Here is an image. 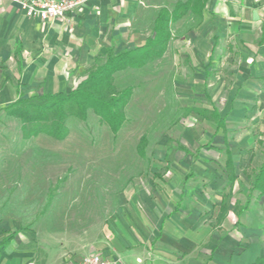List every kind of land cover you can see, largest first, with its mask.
Returning <instances> with one entry per match:
<instances>
[{
  "label": "rangeland",
  "instance_id": "1",
  "mask_svg": "<svg viewBox=\"0 0 264 264\" xmlns=\"http://www.w3.org/2000/svg\"><path fill=\"white\" fill-rule=\"evenodd\" d=\"M117 1L125 7L132 0ZM175 1L134 0L123 24L124 39L142 44L159 7ZM199 30L200 26L172 40L166 54L144 69L118 75V83L134 85L135 94L128 108L129 122L117 139L91 114L85 122H72L71 133L63 141L40 135L24 142L20 123L1 113L0 218L15 219L34 232L40 250L31 264H39L42 256L46 264H63L93 253L109 234L111 216L131 206L138 210L140 194L154 199L157 193H179L177 181L180 184L193 166L189 165L191 155L178 152V146L196 152L199 146L217 144L218 134L223 133L197 113L185 114L188 107L216 105L228 117L227 138L235 154L240 153L243 159L236 163L238 179L232 186L231 205L235 200L245 202L254 171L263 161L264 106L259 96L245 99L243 91L233 88L229 77L233 65L238 64L234 58L225 59L230 65L225 64L219 81L211 67L215 79L194 82L200 59L191 54V32ZM229 45V40L217 42L223 54L235 52ZM218 51L215 60L224 61ZM252 62L247 61L249 65ZM243 100L252 114L241 122L234 120L233 113L238 109L234 102ZM143 134H147L149 145L142 158L137 145ZM206 152L204 161H196L185 194L191 206H197L193 197L200 194L211 200L210 209L216 211L215 195L227 193L231 184L220 169L221 155L213 150ZM211 167L213 175L206 174ZM157 172L161 178L153 177ZM256 196L254 193L250 210L264 217V197L257 200ZM258 223L264 229V218Z\"/></svg>",
  "mask_w": 264,
  "mask_h": 264
},
{
  "label": "crops",
  "instance_id": "2",
  "mask_svg": "<svg viewBox=\"0 0 264 264\" xmlns=\"http://www.w3.org/2000/svg\"><path fill=\"white\" fill-rule=\"evenodd\" d=\"M129 2L121 7L117 0H91L70 13L71 19L41 21L28 17L11 0H0V107L10 105L21 94L27 97L35 92H67L86 76L97 56L106 55L110 47L121 51L137 46L123 36V24L135 4L134 0ZM263 28L264 0H209L199 32H191V54L200 59L194 82H207L215 79L214 75L219 81L225 59L234 58L238 64L233 65L229 77L233 88L243 91L245 99L259 96L264 106V42L259 45ZM220 40H229L235 52L223 54L217 46ZM213 48L219 50L218 56H223L224 61L215 60V51L211 59ZM250 59L253 62L249 65ZM211 67L216 71L214 75ZM234 104L238 107L234 120L246 121L252 113L244 100ZM220 114L227 123L228 117ZM217 131L223 133L211 147L199 146L196 152L186 147L191 153L177 149L192 157L189 165L194 169L186 175L196 170V161H204L207 150H213L221 155L222 167L217 166L229 181L225 170L226 130ZM228 145L236 167L237 161L243 159L240 153L235 154L229 140ZM210 169L206 174L213 175L214 168ZM187 180L185 177L180 184L177 181L179 193L174 196L157 193L152 199L142 193L138 210L132 206L118 210L111 216L104 243L93 253L109 264H253L263 255L264 229L257 221L264 217L249 209L241 216L240 225L235 226V200L223 223L216 225L223 194L213 196L216 211L210 209L211 200L200 194L193 197L197 206H191L185 194ZM9 236L8 244L0 249V264H31L39 256L40 243L35 241L34 232L21 229V222L15 219L1 218L0 243ZM90 254L63 264L77 263ZM43 259L42 256L39 264H46Z\"/></svg>",
  "mask_w": 264,
  "mask_h": 264
},
{
  "label": "trees",
  "instance_id": "3",
  "mask_svg": "<svg viewBox=\"0 0 264 264\" xmlns=\"http://www.w3.org/2000/svg\"><path fill=\"white\" fill-rule=\"evenodd\" d=\"M208 2L209 0H176L171 6H160L155 13L150 34L142 44L121 51H116V48L112 46L107 50L105 60L97 56L95 64L86 70V76L71 90L43 94L35 92L27 97L21 94L10 105L0 107V115L3 112L6 118L20 123L24 142L40 135H45L55 141H63L71 133L70 124L72 122H85L91 114L100 123L106 125L114 139H117L120 131L129 122L128 108L135 94L134 85L122 86L118 83V75L124 72L139 71L161 59L168 51L172 40L182 34H187L203 23L204 11ZM263 42L264 28L259 45ZM214 51L215 48H213L211 59H213ZM191 112L215 123L217 130H226V117L220 114L215 105L210 108L188 107L185 109V114ZM148 145L149 138L147 134H143L137 145V152L142 158L146 157ZM225 145V170L232 185L230 190L223 194L216 225H221L228 215L233 197L232 186L238 178L227 138H225ZM178 149L191 153L182 145H179ZM191 174L186 177L189 178ZM153 177L161 178L162 175L157 172L153 173ZM254 193H257V200L264 197V151L263 161L254 171L245 202L243 204L238 200L235 202V212L238 218L235 226L240 225L241 216L250 209ZM21 229L30 228L21 225ZM10 239L11 236L3 239L0 249H3ZM253 264H264V250L263 255L258 257Z\"/></svg>",
  "mask_w": 264,
  "mask_h": 264
},
{
  "label": "built area",
  "instance_id": "4",
  "mask_svg": "<svg viewBox=\"0 0 264 264\" xmlns=\"http://www.w3.org/2000/svg\"><path fill=\"white\" fill-rule=\"evenodd\" d=\"M19 5L28 17L41 21H52L54 19H71L70 13L75 11L85 0H11ZM0 6V13H1ZM73 264H109L98 253H92L81 261Z\"/></svg>",
  "mask_w": 264,
  "mask_h": 264
}]
</instances>
